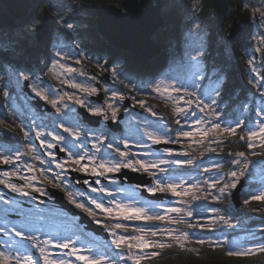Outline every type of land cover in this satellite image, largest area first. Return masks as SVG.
<instances>
[{
    "label": "snow or ice",
    "instance_id": "snow-or-ice-1",
    "mask_svg": "<svg viewBox=\"0 0 264 264\" xmlns=\"http://www.w3.org/2000/svg\"><path fill=\"white\" fill-rule=\"evenodd\" d=\"M202 55L203 53L200 56ZM119 72V64H114L106 74L119 82ZM20 78L25 79L24 77ZM199 79H203V76ZM249 84L264 98V79H261L258 75H253ZM9 86L10 84L5 79L4 88L8 89ZM81 87L88 95L97 92L95 87ZM124 87L137 94L143 93L141 90H137L134 84L127 83ZM151 88L153 90L147 93L168 94L171 98L183 104V106H180V103H178L175 109L177 117L175 128H170L164 135L148 132L151 142L172 146L165 149L167 153L188 157L181 163L192 165L197 160H202L205 157L204 152H201L199 157L193 156L188 151V148L192 147L191 143L188 144V148L184 147V142L186 140L191 142L195 135L191 130L192 128L198 129L202 137H206L209 131L215 133L210 144L206 147V151L209 153H216V149L211 147V144L223 143V140L220 139L221 133L231 136L237 133V129H246V137L239 136V140L246 142L247 148L251 150V156L264 159V107L256 109L257 119L253 121L252 126H247L243 119H240L237 123H232L225 118V113L221 110L219 104L221 89L215 91L211 100H205L198 90L178 87L170 81L162 80L152 85ZM104 92L106 96H109V99L99 106L92 104L87 100V97L82 101L74 100L73 103L84 107L93 115H101L104 120L115 121L120 116L121 107H123L122 102L128 98L138 104L140 108L153 115L160 116L152 109L151 105H146L143 100L137 99V96L126 95L124 92L110 88L104 89ZM173 93L174 96L171 95ZM36 94L49 103L58 113L69 107L68 103L56 99L49 100L46 95L41 96L38 92ZM5 96L8 99L9 107H11L12 97L7 91ZM13 111H16L15 108H13ZM16 115L17 120L20 119L19 113H16ZM11 122L12 124L16 123L15 120H11ZM4 129L12 131L9 128ZM22 131L27 137V144H23L19 152L12 154L0 153V164L11 168V171L0 172V185L8 192L26 197L37 205H47L50 198L47 185L61 189L66 193V199L69 203L88 214L110 233L115 250L118 252V259L93 256L84 247L76 245L73 240L58 241L42 237L39 233L29 234L18 230L10 223L0 222V264H80V262L82 264H141L146 256H157L159 254L158 250L166 247L165 236L170 237L180 247H184L185 242L190 239H195V242L199 245L208 244L211 247H224L229 256L264 254V224L257 226L255 233L249 235L250 246L240 248L233 239H230L229 230L240 227L241 222L234 219L237 215L228 211V208L232 205L225 204L224 201L232 196L241 179L247 176L250 167L257 161L250 159L245 152H238L234 156L229 154L230 160L228 162L233 165V169L227 174L223 172L219 163H210L209 167L202 168L198 176L176 182L167 180L162 175L167 171L163 167V165L169 163L167 158H152L150 153L147 157H141L140 150L128 146L126 141H122L123 148L116 149L121 159L113 161L100 159L97 154L100 142L106 139L103 135L99 136L98 139H94L92 143L77 144V142H73L71 149H69L62 143L63 136L55 133V138L50 139L49 137L53 133L47 128L37 127L35 122L32 124V129H27L24 124ZM72 132L77 137L82 135L78 127L72 129ZM33 137L35 140H33ZM198 143H202V140ZM257 144L262 146V150L259 152L255 150ZM93 148L96 149L95 152L91 151ZM65 160L68 163H65ZM73 161L78 162L80 166L78 167ZM37 165H39V174L44 177L46 184L37 181L31 175L36 170ZM84 165H90V167L84 170ZM122 168L149 175L153 183L150 186L143 185L142 187L153 195L157 193L171 195L175 203H170L163 207L161 211L150 214L144 207L137 205L135 202L116 198L105 202L90 195L94 192H110L111 190L106 188L103 181L105 179L109 181L116 179L114 174ZM25 170L29 174H23ZM73 173L84 174L88 178L81 181L75 179ZM13 176L19 177L23 183L12 182L11 177ZM81 183L87 188V191L77 187ZM218 184L220 187H217ZM184 197H188L193 203L197 200H204L220 206L208 208L204 212H197L195 209L196 215L201 219L207 218L208 222L188 223V218H194V209L187 201L181 200ZM253 200L264 201V188L260 189L258 193L242 199L239 211L250 213L264 211V209L247 207ZM0 203L5 204L7 207L10 206L11 201L0 198ZM177 204L179 206H176ZM2 215L7 219L8 216H15L16 213L10 212ZM136 221L146 223L138 226L130 224V222ZM160 221H168L169 223L167 226L161 227V224L157 223ZM181 221L186 225L184 229L171 226H178ZM51 223L54 226L70 230L73 221L64 218L62 213H54ZM189 229L202 231H192L190 233ZM217 231L220 233L219 237L214 235ZM256 233H259L258 237ZM147 236H159L160 238L149 240L146 238ZM28 242L37 250L38 255L35 258L31 252H22L17 248L18 243ZM147 249H151V251H145Z\"/></svg>",
    "mask_w": 264,
    "mask_h": 264
},
{
    "label": "rangeland",
    "instance_id": "rangeland-1",
    "mask_svg": "<svg viewBox=\"0 0 264 264\" xmlns=\"http://www.w3.org/2000/svg\"><path fill=\"white\" fill-rule=\"evenodd\" d=\"M42 2H44V5L50 14L52 13L51 15L54 16L53 19L55 20L54 30L52 29L51 33H49L51 38L49 39V47L42 54L43 62L41 68H37L35 70H25L12 68L7 65L5 72L0 69V127L12 130H7L11 133V135L13 133L14 138H12V140H15L18 144L23 145L27 144V137L24 131H22L23 125L25 124L27 129H32V124L35 122L37 127L47 128L51 133H53V135L49 137L50 139L55 138V133L63 136L64 140L62 143L69 149H71L73 142H77V144L92 143L94 139H98L99 136L103 135L106 139L100 142V148L97 153L100 159L113 161L121 159L116 149L123 148L124 144H122V141H126L128 142V146L140 150L139 154L141 157H147L150 153L152 158H167L169 163L174 164L170 165L167 163L163 165V167H165L167 171H176L178 166H180L181 161L184 158L187 159L188 157L183 155H172L166 151L158 150L154 146L157 143L150 141L148 132L151 131L164 135L170 128H175V121L177 118L175 109L177 104L180 102L171 98L168 94L157 95L149 94L147 92L153 90L151 88L152 85L163 80L174 82L178 87L198 90L205 100H211L213 98V93L217 88V85L210 86V88L204 92H202L199 87V78L201 77L200 55L205 48L206 36L204 32L205 26L198 16L197 6L195 4L186 6L183 0H162V11L169 10L172 7L182 6L185 18L187 20H191V23L185 26V31H183V38L181 40L183 50L181 51V57L171 56V63L169 65L167 64L168 69H160L155 72L153 76H150L148 70L140 68L143 65L136 64L137 67H129L128 63H126L123 59V55L116 60V63L113 62L108 64V55L110 54L104 56L99 55L98 57L94 54L92 55L88 53L86 49L80 47L81 41H79L77 37H74V31H80L87 27L88 20L86 0H63L62 5H64V14L61 16H57L56 13L52 12L51 5L50 3H46V0H42ZM117 4L121 5L120 2H117ZM245 4L247 6H251L254 11V28L252 32L253 50H251L248 55L247 63L249 70L245 79L248 88L254 89L249 84L252 76L258 75L261 79H264V61L262 59V52H264V0H247ZM257 17L259 18L258 20L256 19ZM40 23H43L41 19H29L24 26H20L21 29H15L17 31H13L12 33H10V31L1 33L2 29L0 28V45L3 47H14L13 41L10 42L3 40V37H9L8 33L15 38L26 36L28 33L33 36L32 40L36 39V29L37 25ZM60 24L67 29L73 27V29H70L73 32L70 40H66L63 36L64 34L58 35V33H61L59 30ZM153 37L156 39V34ZM63 43L69 48H63ZM101 62L103 63L101 64ZM114 64H119V82L111 76L110 82H107L105 79L102 81L95 74V70H98L101 75L106 74ZM20 77H24L25 79H21ZM92 77L95 78L91 79ZM5 79L10 84L8 89L4 88ZM28 79L30 80V85L34 94L37 92L40 93L41 96L44 94L49 98V100L56 99L63 103H68L69 107L61 113L56 112L55 109H53L51 113L39 110L38 107L29 100L30 98L27 95L29 93L24 89L26 86L25 82ZM97 80L104 83V89L110 88L122 93L124 92L126 95L137 96V99L143 100L146 105H151L152 109L160 116L149 113L145 109L140 108L139 105L135 104V102L131 99L126 98L122 102L123 107H121L120 113V115L124 114V116L121 119L119 116V118L115 120L121 122V129L118 131L112 130L108 124L109 120H104V122L98 126L91 125L83 119L81 113L79 112L78 107L80 105L73 103V101H82L87 97V100L97 106L107 101L109 96L106 95L103 101H98L93 98L94 95H97L100 92V89L97 86ZM127 83L134 84L137 90H141L143 93L137 94L131 89L124 87ZM81 86L95 87L97 92L92 95H88L84 92L83 87ZM6 91L12 97L11 107H9L8 99L5 96ZM171 95L174 96L175 94L173 93ZM180 106H183V104L180 103ZM261 107H264V105ZM13 108H15V112L13 111ZM16 113H19L20 116V119L18 120ZM10 118L11 120H15L16 123L12 124ZM252 125L253 123L250 126ZM77 127L82 132V135L79 137L75 136L72 132V129ZM4 128L0 130L2 135L4 133L3 130H6ZM191 130L195 133V135L191 142L187 140L184 142L185 148H188L189 143H191L192 146L197 144L196 136L202 135L196 128H192ZM33 140H35L34 137ZM41 143L43 144L44 142L42 141ZM7 144H9L8 139L2 136V138H0V151L1 148L3 151L8 149L9 147ZM17 149H19V147H17ZM91 151L95 152L96 149L93 148ZM49 154L51 155V153ZM201 162L203 163L202 168L210 166L209 162ZM202 168L193 172L182 174H176L174 172V175H167L165 178L176 182L188 180L198 176ZM4 171H11V169L6 168ZM248 173H251L252 176L249 178L245 177L246 184L242 192V199L244 198L243 193L248 187L249 180L264 179L263 160L255 161L250 167ZM205 179H207V177H205ZM111 187L112 189L117 188L115 183L112 184ZM217 187H220V185L218 184ZM117 190L122 189L117 188ZM258 191L259 189L254 190L255 193H258ZM126 193L129 195V197L126 196V201L135 202L137 205L144 207L150 214L161 211L163 207H166L170 203H175V201L171 199L173 197L168 198L167 200H169V202L166 204L144 203L141 199H136L137 196L134 198V189L129 188ZM7 194H9L8 191L0 185V198L11 201L10 206L7 207L5 204L0 203V222L10 223L11 225L17 227L18 230L25 231L29 234L39 233L42 237L52 238L58 241L73 240L76 245L84 247L93 256H106L118 259V252L115 250L112 237L104 242V238L95 236V238H92L96 240V242H88L85 240L83 235L78 236L77 234H71V232H76V230L80 228L76 225L75 219L65 217V215L56 208H49L37 204L28 205L27 207L23 206L19 201V198L13 199L10 198L11 193L9 196ZM116 199L124 200L120 196H117ZM181 200L184 201L183 198H181ZM189 205L195 209V204L192 205V203H190ZM14 206L23 210H15L13 208ZM176 206H179V204ZM205 210L206 208H202V206L198 207L199 212H204ZM10 212H15L18 215H15L14 217L8 216L7 219H5L2 214ZM54 213H62L64 218L73 221L71 229L68 230L63 227L54 226L51 223ZM12 218L14 219L10 220ZM198 219L204 221L207 220V218L201 219V217H198ZM167 222L168 221H160L157 223L161 224V227H164L168 225ZM143 223L146 222H130L131 225L137 226ZM171 226L176 228V225ZM252 233L253 232H242L240 234L233 235L231 239H233L240 248L247 247L251 245V242L248 243V241H250L248 237ZM146 238L154 240L160 237L147 236ZM165 239L166 236L164 237V240ZM17 248L22 252H31L34 258L38 255L37 250L32 247L30 242L18 243ZM145 251L150 252L151 249H147ZM80 264H82V262H80Z\"/></svg>",
    "mask_w": 264,
    "mask_h": 264
},
{
    "label": "trees",
    "instance_id": "trees-1",
    "mask_svg": "<svg viewBox=\"0 0 264 264\" xmlns=\"http://www.w3.org/2000/svg\"><path fill=\"white\" fill-rule=\"evenodd\" d=\"M246 1L247 0H183L186 6H191L192 4L197 6L198 16L205 26V48L202 52L203 55L201 56L200 68V76H203V79L199 80L201 91L204 92L210 88V86L217 85L215 91L221 89L219 104L221 110L225 113V118L232 123H237L240 119H243L244 123L250 126L253 121L257 119L256 109L264 105V98H262L255 89L248 88L245 81L249 70L247 63L248 55L249 52L253 50L252 32L254 28V11L251 6L245 4ZM113 2H116V4L120 2L121 4L122 0H86L87 27L80 31L75 30L74 37H77L79 41H81L80 47L86 49V51L92 55L104 56L110 54L108 55V64L113 63L114 60L123 55V59L128 63L129 67H137L132 53L129 51L124 52L112 46L99 32L96 21L97 9L101 5ZM163 15L165 17V24L156 33V41L160 43L164 49L159 56L152 59L148 64L140 67L148 70L150 76H153L155 72L160 69H168L167 64L169 65L171 63V56L181 57V51L183 50L181 43L183 31H185V26L191 23V20L185 18L182 6L165 10L163 11ZM236 17H239V19L245 22L247 27L245 31L241 32L237 37L230 39L228 37V31ZM32 18L41 19L43 23H49L52 27L55 25L54 16L50 14L42 0H32V7L29 14L21 20L12 16L6 9L3 1L0 0L1 33H5L6 31H10V33L17 31ZM10 33H8L9 37H3V40L13 41L14 47H3L0 45V69L5 72L7 65L17 69L29 68V70H35L41 68L43 62L42 54L46 51L47 48H45V45L49 44V39L51 38H44L42 41H38L37 37L32 40L33 36L28 33L26 36L19 38L11 36ZM68 37L69 39L71 38V36ZM262 59L264 61V52H262ZM245 105H247V107H245ZM246 134V129H237V133L231 136L221 133L220 139L223 140V143L211 144V147L216 149V153H209L206 151V147L210 144L211 138L215 133L209 131L206 137L197 135V144L189 148L188 151L196 157H199L200 153L204 152L205 157L202 160H197L192 165L180 163V166H178L176 171L173 170V172L176 174L193 172L203 167L201 161H206L209 163H219L223 172L227 174L233 169V165L228 162L230 160L229 154L234 156L238 152H245L250 159L263 160L264 162V159L251 156V150L247 148L246 142L239 140V136L246 137ZM201 140L202 143H198V141ZM255 150L258 152L261 151L262 146L257 144ZM184 160H186V158L182 161ZM250 176H252V174L248 173L246 177L249 178ZM262 188H264V179L249 180L248 187L244 190L243 197L247 198L255 193V189L260 190ZM195 194L198 195L199 193ZM183 199L189 204H195L194 208L197 212H199L198 207L200 206L206 209L220 206L204 200H197L193 203L188 197H184ZM224 203L232 205L228 208V211L237 215L234 219L241 222L240 227L235 230H229L230 239L233 235L242 232L255 233L257 226L264 224V211L253 213L239 211L241 206L236 208L231 201V197L225 200ZM247 207L264 209V201L253 200ZM195 209L194 218H188V223H196L198 221L207 223V220L198 219L199 216L196 215ZM177 227L184 229L186 225L181 221L178 226L176 225V228ZM79 230L78 228L76 232H71V234L79 233L78 235H83L88 242H96V240H92V237L95 238V236H99L91 232H85L84 230L78 232ZM189 231L191 233L192 231L202 230L189 229ZM233 232L234 234L232 235ZM214 235L219 237L220 233L217 231ZM256 235L258 237L259 233H256ZM106 240L107 239H105L104 242H106ZM165 241L166 247L158 250L159 254L157 256H146L145 259L141 261V264H264V254L260 253L248 256H229L227 255L226 248L211 247L208 244L199 245L195 242V239H190L185 242L184 247H180L167 236ZM250 242L251 241H248V243Z\"/></svg>",
    "mask_w": 264,
    "mask_h": 264
},
{
    "label": "water",
    "instance_id": "water-1",
    "mask_svg": "<svg viewBox=\"0 0 264 264\" xmlns=\"http://www.w3.org/2000/svg\"><path fill=\"white\" fill-rule=\"evenodd\" d=\"M8 12L14 16L16 19H23L26 17L32 7V0H2ZM163 3L162 0H122L121 5L116 3H107L101 5L97 9V25L99 32L104 36V38L112 46L126 52L129 51L133 54L134 59L139 65H146L152 59L159 56L163 47L160 43L156 41L153 37L156 32L165 24V17L162 14ZM123 8H126L124 10ZM247 25L239 17H236L228 31V37L234 39L241 32L245 31ZM61 30L65 32L68 36H72L73 32L70 29L61 27ZM51 32V25L49 23H40L37 25L36 37L38 41H42L44 38L49 36ZM107 80L109 75L105 74ZM103 76V77H105ZM24 89L32 94L29 87V81L25 83ZM94 99L102 101L104 99V94L101 91L97 95L93 96ZM34 103L41 110L52 111V106L44 101L40 97H35ZM83 119L90 123L91 125L98 126L102 123L101 115H93L89 111L85 110L84 107H78ZM124 114L120 115V119ZM108 124L111 129L118 131L121 129L122 124L120 121L109 120ZM0 130L2 128L0 127ZM6 139H11L12 135L7 130H3ZM155 148L161 147H172L164 143L155 144ZM2 167V165H0ZM130 171V170H129ZM116 175H126L128 181L131 183H136L138 185H145L150 183L151 178L148 180H143L145 174L130 171L124 172L123 170ZM246 184L245 178L241 179L239 185H237L236 190L232 194V201L236 207H240V202L242 200L243 188ZM142 194L149 196L155 200H163L164 198H171V195H165L157 193L155 195L149 193L145 188L142 189ZM51 193L54 202L71 212L75 216L80 217V222L86 224L85 227L91 231H94L98 235H102L106 239L111 237L110 233L101 224L96 223L93 218L88 214L84 213L82 210L74 207L66 199L63 192L57 191L51 188Z\"/></svg>",
    "mask_w": 264,
    "mask_h": 264
},
{
    "label": "flooded vegetation",
    "instance_id": "flooded-vegetation-1",
    "mask_svg": "<svg viewBox=\"0 0 264 264\" xmlns=\"http://www.w3.org/2000/svg\"><path fill=\"white\" fill-rule=\"evenodd\" d=\"M98 57H99V55H97ZM95 74L103 81V79H105L107 82H110V80H107V77L105 76V74H103V75H101L100 74V72L98 71V70H95ZM103 76H105V77H103ZM109 79H110V75H109ZM102 81H99V80H97V86H98V88L100 89V92L102 91L103 93H105L104 92V87H103V82ZM99 92V93H100ZM28 95V97L30 98H28L33 104H34V97H35V95H37V94H27ZM105 98V97H104ZM104 100V99H103ZM102 100V101H103ZM35 105V104H34ZM104 122V119L102 118V123ZM2 132L0 131V138H2ZM12 138H14L13 137V133H12ZM12 140V139H11ZM22 146L23 145H21V144H18L17 143V141L15 142V143H9V153L10 154H12V153H15V152H19L21 149H22ZM17 147H19V149H17ZM168 147H161V148H157L158 150H160V151H165V149H167ZM61 158H63V157H61ZM65 163H68V161L67 160H65L64 161ZM73 163H76L77 164V166L79 167L80 165L78 164V162H76V161H73ZM168 164H170V165H173L174 163H168ZM90 167V165H84L83 166V168H84V170H87L88 168ZM11 169L9 166H7V165H4L3 166V168H1L0 169V172L2 171V172H5L4 171V169ZM53 170L55 171V168H54V166H53ZM121 170H123L124 172H130V171H134V170H131V169H128V168H122ZM120 170V171H121ZM130 170V171H129ZM119 171V172H120ZM23 174H29L28 173V171L27 170H25V172L23 173ZM31 175L32 176H34L35 177V179L37 180V181H39V182H42V183H47L45 180H44V177L42 176V175H40L39 174V165H37V168H36V170L35 171H33L32 173H31ZM115 175V177H116V179H114V180H112V181H109L108 179H105L104 181H103V183L105 184V186H106V188L107 189H109V190H111L110 192H94V193H90V195H92L93 197H95L96 199H98V200H101V201H108V200H111V199H113V198H116L117 196H120L122 199H124L125 201L127 200L126 199V196H128L129 197V195L126 193V191L129 189V188H132V189H134V194H133V196H134V198H135V196H137V198L136 199H141L142 200V202H144V203H151V204H166V203H168L169 202V200H167V199H164V200H162V201H158V200H154V199H151L149 196H146V195H143L142 194V189L144 188V187H142L143 185H138V184H136V183H131V182H129L128 180V177L126 176V175H116V174H114ZM162 175L163 176H167V175H174V172L171 170V171H166V173H162ZM73 176H74V178L75 179H79V180H81V181H83L84 179H86V178H88V177H86V176H84V174H76V173H73ZM149 178H151L149 175H147V174H145V176H144V180L146 179V180H148ZM11 179H12V182H16V183H23V181H21L20 179H19V177H16V176H13V177H11ZM115 183V185H116V187L117 188H121L122 190H117V188H114V189H112V187H111V185L112 184H114ZM153 183V181H152V178H151V181H150V183H147V184H145V185H151ZM47 187H48V191H49V200H48V203H47V205H43V206H46V207H49V208H56L57 210H59V211H61L64 215H65V217H71V218H74L75 220H76V223H78V225L80 224L79 223V221H78V219L76 218V217H73V216H71L69 213H67L64 209H62V208H60L55 202H54V199H53V196H52V193H51V188H53V189H55V190H57V191H60V192H63V193H65L64 191H62L61 189H58V188H55V187H53L52 185H47ZM77 187H79V188H81L82 190H84V191H87V188H85L84 187V185H83V183H81L80 185H78ZM126 189V190H125ZM146 189V188H145ZM9 194L11 193V192H8ZM9 194H7L8 196H9ZM66 194V193H65ZM109 194H110V196H109ZM103 196V197H102ZM102 197V198H101ZM10 198H13V199H17V198H19V201L21 202V204L23 205V206H25V205H35V203L32 201V200H30V199H28V198H26V197H23V196H17L16 194H14V193H11L10 194ZM27 200H29V201H27ZM18 210H23V209H20L19 207L17 208ZM81 225V224H80ZM82 226V229H84V226L83 225H81ZM77 234H79V233H77ZM92 240H94L93 238H92Z\"/></svg>",
    "mask_w": 264,
    "mask_h": 264
},
{
    "label": "bare ground",
    "instance_id": "bare-ground-1",
    "mask_svg": "<svg viewBox=\"0 0 264 264\" xmlns=\"http://www.w3.org/2000/svg\"><path fill=\"white\" fill-rule=\"evenodd\" d=\"M123 9L126 10V8H123ZM51 14H52V13H51ZM162 14H163V11H162ZM57 16H58V15H57ZM163 16H164V15H163ZM50 25H51V24H50ZM61 27H64V26H62L61 24L59 25V30H60L61 33H58V35H59V34H60V35H63V34H64L63 36L65 37V39H66V40H70L69 37H68V35H67L65 32H63V31L61 30ZM162 27H163V26H162ZM52 29L54 30V27H52V25H51V30H52ZM69 29H73V27H71V28H69ZM160 29H161V28H160ZM50 33H51V32H50ZM65 35H67V36H65ZM49 38H50V36H47V37H46V39H49ZM56 40H57V39H56ZM57 41H58V40H57ZM57 41H56V42H57ZM48 47H49V44L45 45V48L48 49ZM47 49H46V50H47ZM116 60H117V59H116ZM116 60H114L113 62H116ZM22 69L29 70V68H22ZM27 81H29V87H30V89H31V91H32V88H31V85H30V80L28 79V80H26V82H27ZM26 82H25V83H26ZM32 92H33V91H32ZM33 93H34V92H33ZM103 94H104V97H105V93H103ZM36 96H37V95H36ZM40 98H41V97H40ZM34 104H35V103H34ZM52 108H53V107H52ZM38 109L41 110L39 107H38ZM53 109H54V108H53ZM53 109H52V111H53ZM41 111H46V110H41ZM52 111H47V112L51 113ZM8 142L12 144V143H15L16 141H15V140H8ZM0 153L10 154V153H9V148L6 149L5 151H3L2 148H1ZM0 165H2V167H0V169L3 168L4 165H3V164H0ZM121 171H122V170H121ZM121 171H120V172H121ZM118 173H119V172H118ZM143 174H145V173H143ZM143 180H144V179H143ZM145 180H146V179H145ZM243 189H244V188H243ZM64 194H65V193H64ZM65 196H66V194H65ZM151 199H152V198H151ZM164 199H168V198H164ZM164 199H163V200H164ZM171 199H173V198H171ZM154 200H155V199H154ZM158 201H159V200H158ZM160 201H162V200H160ZM57 205H58V204H57ZM58 206H59V205H58ZM59 207L62 208L61 206H59ZM13 208H14L15 210H18L16 206H14ZM236 208H237V207H236ZM62 209H64V208H62ZM64 210H65L67 213H69L71 216L76 217V218L78 219L79 223H80L81 225L84 226V229H82V226L79 224V226H80L79 229H80V230H79L78 232H81V230H84L85 232H91V233L96 234L94 231H91V230L87 229V228L85 227L86 224H82V223L80 222V217H79V216H75V215H73L71 212L67 211L66 209H64ZM79 210H80V209H79ZM16 215H18V214H16ZM10 217H14V216H10ZM70 218H71V217H70ZM91 218H92V217H91ZM13 219H14V218H12V219H10V220H13ZM75 222H76V221H75ZM76 225H77V223H76ZM77 226H78V225H77ZM77 226H76V227H77ZM77 235H78V234H77ZM96 235H98V234H96ZM78 236H79V235H78ZM99 236L103 237L102 235H99ZM103 238H105V237H103Z\"/></svg>",
    "mask_w": 264,
    "mask_h": 264
},
{
    "label": "built area",
    "instance_id": "built-area-1",
    "mask_svg": "<svg viewBox=\"0 0 264 264\" xmlns=\"http://www.w3.org/2000/svg\"><path fill=\"white\" fill-rule=\"evenodd\" d=\"M46 1H47L46 3H50L52 12L56 13V15L61 16L62 14H64V10H63L64 5H62L63 0H46Z\"/></svg>",
    "mask_w": 264,
    "mask_h": 264
}]
</instances>
